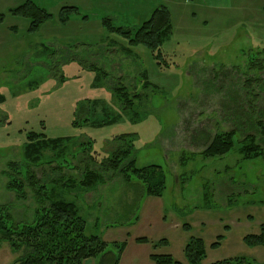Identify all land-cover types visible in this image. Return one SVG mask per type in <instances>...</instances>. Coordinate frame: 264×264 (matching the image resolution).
I'll return each mask as SVG.
<instances>
[{
  "label": "rangeland",
  "instance_id": "obj_1",
  "mask_svg": "<svg viewBox=\"0 0 264 264\" xmlns=\"http://www.w3.org/2000/svg\"><path fill=\"white\" fill-rule=\"evenodd\" d=\"M24 1L0 0V206L31 220L38 200L61 197L75 204L85 235L102 238L107 249L128 241V258H142L146 248L179 262L184 245L198 238L205 245L201 264L236 257L264 264V247L242 242L264 224V137L257 126L264 124V70L251 67L264 62V0H61L55 7L34 0L52 16L34 33L28 19L7 14ZM69 5L77 12L62 25L57 13ZM160 5L170 11L172 29L159 60L102 24L108 18L134 32ZM115 87L131 100L128 109ZM230 130L231 152L201 154ZM30 132L63 140L26 160ZM129 134L136 135L135 167L162 169L158 198L141 192L131 170L102 166L116 145L125 147L120 135ZM248 135L261 156L237 152ZM85 167L97 172L96 182H83ZM30 179L44 195L31 190ZM11 184L24 188V199ZM134 237L169 245L138 250L128 240ZM22 251L2 243L0 264H15Z\"/></svg>",
  "mask_w": 264,
  "mask_h": 264
},
{
  "label": "trees",
  "instance_id": "obj_2",
  "mask_svg": "<svg viewBox=\"0 0 264 264\" xmlns=\"http://www.w3.org/2000/svg\"><path fill=\"white\" fill-rule=\"evenodd\" d=\"M74 6L62 7L57 15L59 23L67 24L68 17L72 13H76ZM7 14L13 16L24 17L28 19V33H34L40 29V26L52 16L34 3L32 0H26L19 6L10 8ZM4 15L0 13V22L4 20ZM110 20L105 18L102 20L103 26L111 34L125 37L129 45L140 43L148 47L153 52L156 60H159L161 47L164 40L169 36L172 29V21L170 11L163 5L158 6L144 23H142L134 32L129 29L110 24ZM12 30H16L11 27ZM158 64V63H157ZM264 62L254 63L251 67L256 68L260 72L264 70ZM159 66V64H158ZM121 87H115L113 91L119 96L124 109H128L132 102L122 90ZM81 110V109H80ZM264 137V124L259 122L258 125ZM236 132H220L216 134L205 150L201 152L206 157H216L226 155L231 152L236 142L234 136ZM122 139H127L125 147L118 144L116 150L107 156L106 161L102 163L105 169L122 174L123 171L131 170L132 173L140 180L143 185V192L146 196L160 197L165 188V179L162 169L157 165H149L141 168L135 167V159L132 157V143L136 138L135 134L120 135ZM264 139V138H263ZM28 143L24 148V157L26 160H36L42 149L47 147H55L63 139H46L40 133L30 132L27 135ZM264 141V140H263ZM130 152L132 154H130ZM244 159L254 158L263 154L260 144L254 141V137L248 135L242 140L241 147L237 150ZM86 168V167H85ZM86 177L84 183L90 184L97 181L99 175L97 172L84 169ZM32 179L29 181L30 188L33 192L44 195L41 188H36ZM131 184V183H129ZM9 188L24 199V191L21 185L11 184ZM43 193V194H42ZM17 196V197H18ZM46 199L38 200V206L32 211L31 220L14 219L7 206H0V245L8 243L14 252H18L23 248L22 255L17 258L15 264H82L83 260L92 258L97 264H118L120 256L124 250L125 242L121 244L112 243L111 249H107V244L102 238L96 235H85V222L78 216V211L73 202L63 200L56 197L53 201L45 203ZM37 212L38 210H41ZM188 229L189 226L185 225ZM260 233L246 234L242 239L243 244L248 247H264V224L260 226ZM213 242L211 248L218 247V242ZM137 242H145L144 239H137ZM165 240H159L158 244H164ZM205 255V245L202 239L190 238L185 244L184 257L188 264H201ZM156 264H177L169 254H152L150 256ZM251 261L243 257L234 259H226L224 261L214 262L213 264H251Z\"/></svg>",
  "mask_w": 264,
  "mask_h": 264
},
{
  "label": "crops",
  "instance_id": "obj_3",
  "mask_svg": "<svg viewBox=\"0 0 264 264\" xmlns=\"http://www.w3.org/2000/svg\"><path fill=\"white\" fill-rule=\"evenodd\" d=\"M32 1H34V0H32ZM124 0H120V2H123ZM48 4H50V6L51 7H55V6H58V5H63V3L61 2V0H55V1H53V0H51V1H49V2H47ZM59 6V7H60ZM69 6H71V5H69ZM74 6H76V5H74ZM161 6V5H160ZM208 6V5H207ZM77 7V6H76ZM158 7V6H157ZM155 10V9H154ZM68 22V21H67ZM147 198H152V197H149V196H147ZM158 198V197H157ZM152 203V202H151ZM138 220V219H137ZM137 222V221H136ZM131 225H133V224H131ZM221 237V236H220ZM143 239L144 238H146L147 239V241H145L144 243H141V242H136V241H134V239H135V237L133 238V239H128V240H132V242L134 241V244L135 245H137V247L136 248H138V250H140L141 249V247L142 248H144L145 246H147V245H150V247H156V246H159V247H161L162 249H166L167 248V246L169 245V242H168V240H165V243L164 244H158V241L159 240H157V241H155L156 243H154V242H152V244H150L149 242H150V239H148L147 237H142ZM222 239L220 238L219 239V242H218V247H220V245H219V243H220V241H221ZM149 241V242H148ZM127 244H128V241H127V243L125 244V247L123 248L124 250L122 251V254H121V256H120V261L118 262V264H139L136 260H138L139 262H140V264H156L152 259H150V256L153 254V253H150V252H148V253H146L147 252V250H146V248H144V255H143V257L142 258H140L139 256H137V254H134V255H130V257L128 258V256H127V249H126V247H127ZM212 246V245H211ZM246 246V245H245ZM164 247V248H163ZM218 247H216V248H218ZM156 248H158V247H156ZM155 248V249H156ZM184 248H185V245H184ZM184 248H183V257H184ZM250 248H255V247H250ZM213 249V248H212ZM215 249V248H214ZM137 250V249H136ZM157 254V253H156ZM161 254H163V253H161ZM170 255V253H167V255ZM164 255H166V253L164 254ZM171 256V255H170ZM205 256V255H204ZM145 257H146V259H145ZM172 257V256H171ZM173 258V257H172ZM185 258V260H182V261H176L175 259V262L177 263V264H184V263H186V264H188V261H187V259H186V257H184ZM83 263L82 264H97V261L96 260H94V259H92V258H89V259H85V260H83L82 261Z\"/></svg>",
  "mask_w": 264,
  "mask_h": 264
}]
</instances>
